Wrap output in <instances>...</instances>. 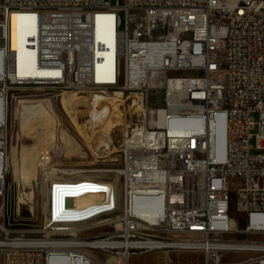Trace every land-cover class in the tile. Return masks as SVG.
<instances>
[{
    "label": "built area",
    "instance_id": "built-area-1",
    "mask_svg": "<svg viewBox=\"0 0 264 264\" xmlns=\"http://www.w3.org/2000/svg\"><path fill=\"white\" fill-rule=\"evenodd\" d=\"M38 86L101 96L89 116L122 126V183L41 168L35 183L52 193L30 228L13 220L6 102ZM86 192L95 200L69 201ZM158 250L200 257L146 264H264V0H1L0 264H130Z\"/></svg>",
    "mask_w": 264,
    "mask_h": 264
},
{
    "label": "rangeland",
    "instance_id": "rangeland-1",
    "mask_svg": "<svg viewBox=\"0 0 264 264\" xmlns=\"http://www.w3.org/2000/svg\"><path fill=\"white\" fill-rule=\"evenodd\" d=\"M62 92H64L63 89L45 88L40 86L31 88L16 87L12 89L9 95V102H7L8 141L6 151H9V155L12 157V155H14L16 152L24 149L25 145L28 144V142L30 143V139L27 137H25V139L23 137L19 138L20 123L18 117L16 116V114L18 113V103H20V101H23L24 99L39 97L52 103L54 106L55 111L50 106L45 108V120H47L45 124L48 121L52 122L53 135L57 130L58 125L64 127L67 135H63L61 138L60 134L57 133L58 135H56L54 139L55 150L49 155V158L46 162L39 165L37 170L40 171L41 167H45L46 165L70 171H75L77 169L76 171H80L83 174H87L92 177L97 175L105 179H116L119 187H121L122 178L119 177L117 169L122 165L120 159H118L122 126L119 125L115 127L114 142L111 143V147L107 150L109 152L106 154L105 158H99V156L95 155L92 149H90L86 145L87 143L85 142L84 138H87V134L85 133V131L88 132V129L85 127L86 124H84L82 121V117L84 115L83 112L78 111L77 104L71 99L67 98L64 104V96ZM81 98H84L81 99V103H85V105L90 106L89 101L86 100L88 99L86 95ZM253 116L258 119L257 113H255ZM58 121L60 122V124L58 123ZM28 133L32 134V131H28ZM252 141L254 142V139ZM37 170L35 171V174ZM35 174L30 177L16 178L14 176V168L13 166H11L9 181L13 185V220H15V218H18V220H20L19 222H22L19 223L20 225L18 226L37 228L38 226H40L45 216V204L48 200V192L51 191V186L48 189L37 186L34 178ZM68 176H72V174H69ZM31 182L34 187V195L36 196V199H38V201L34 199V207H32L31 203L22 197V193L30 191V187L28 186V184L31 186ZM231 194L233 200V207L231 211L232 216L239 221L240 226H244L246 224V221L243 219L242 213H240L236 209V193L232 192ZM37 195L39 198H37ZM51 211H54V204H51ZM101 230H108V228L105 226L100 230H95L94 232H99ZM167 254L169 256V260L173 261H187L189 259H198L200 257L199 253L182 250L167 251ZM167 254L166 252H164V250L138 254L130 260V264H146L160 260H166L165 258ZM244 257H247V254L235 252H225L223 254V258L227 260H239Z\"/></svg>",
    "mask_w": 264,
    "mask_h": 264
},
{
    "label": "bare ground",
    "instance_id": "bare-ground-1",
    "mask_svg": "<svg viewBox=\"0 0 264 264\" xmlns=\"http://www.w3.org/2000/svg\"><path fill=\"white\" fill-rule=\"evenodd\" d=\"M22 15H19L17 13L13 14L12 17V38H13V46L20 49L21 52L25 51L24 47V33H23V25L24 21L22 20ZM95 91L89 90V89H74L71 92L64 91L62 92L64 96V104L68 99H71L72 101H75L77 104L78 111L83 112L82 121L85 125V127L88 129V132L85 131L87 134V138L85 139V142L87 143V147L92 149L93 153L95 155H98L103 153L102 143L109 139V143L114 142V129L119 125V121L113 116V113H109V115L103 117L102 119L93 122L89 116L91 113V109L93 107H97L102 101L101 96L99 94H95ZM87 96L90 106L85 105V103H81V98L83 96ZM118 93H115L109 100L108 104L110 109L114 107V103L118 102ZM72 104V103H70ZM7 102H6V113H8L7 109ZM50 106L54 111V106L52 103L46 101L42 98H29L24 99L23 101H20L18 103V113L16 116L19 119L20 123V137H25L30 139V143L25 145V148L22 150H19L16 152L12 157L8 155V161L10 167L13 166L14 168V176L16 178L19 177H30L33 174H35V171L38 169L39 165L46 162L49 158V155L55 150V136L60 134L61 138L63 135H67L65 129L63 126L58 125L57 130L54 132L53 135V124L52 122L48 121L46 124L45 122V108ZM85 110V111H84ZM112 111H115L112 109ZM93 113V112H92ZM54 123V122H53ZM60 124V122L58 121ZM84 127V128H85ZM28 131H32V134H29ZM31 133V132H30ZM58 133V134H57ZM29 134V135H27ZM100 135V136H99ZM83 136V135H82ZM59 137V136H58ZM71 137V136H70ZM72 138V137H71ZM74 140V139H72ZM71 140V141H72ZM7 127H6V140H5V151L7 147ZM62 141V140H61ZM75 142V141H74ZM58 143V142H57ZM76 143V142H75ZM70 144V143H69ZM108 144V143H107ZM49 145V146H47ZM110 145V144H109ZM71 146V145H70ZM75 147V146H74ZM63 148V147H62ZM65 149V148H64ZM76 149V148H74ZM224 150V141H221L219 144V153L222 154ZM114 151V150H111ZM46 152V153H44ZM41 168H48L53 173V178H78V177H92L87 174H83L80 171H70L66 169L61 168H54L53 166L46 165L45 167ZM38 170L35 174V179L38 175ZM79 172V173H78ZM78 173V174H76ZM69 174H72V176H68ZM62 175V176H59ZM48 179V178H46ZM30 191L22 193V197L25 198L28 202L31 203V206L34 207L36 196L34 195V187L31 182ZM51 191L48 192V199L50 197V194L52 193V185H47L43 188H50ZM59 187H69V180H59ZM55 196L61 198V201L63 199V196L68 195V191L65 194H59L63 191H58ZM77 196V195H74ZM72 199H69V201H80L83 202L84 200H95V193L94 192H86V196H82V198L72 197ZM37 198L38 195H37ZM38 201V199H36ZM47 204L48 200L45 204V209L47 210ZM54 211H58V204H54ZM167 254V251H164ZM166 260L169 259V256L167 254Z\"/></svg>",
    "mask_w": 264,
    "mask_h": 264
}]
</instances>
